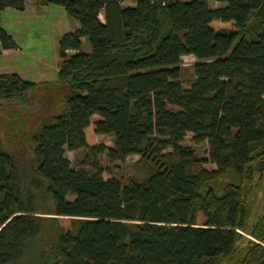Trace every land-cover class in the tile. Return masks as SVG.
Masks as SVG:
<instances>
[{
  "label": "trees",
  "instance_id": "16d2710c",
  "mask_svg": "<svg viewBox=\"0 0 264 264\" xmlns=\"http://www.w3.org/2000/svg\"><path fill=\"white\" fill-rule=\"evenodd\" d=\"M34 1L78 27L57 40L64 105L30 135L33 161L0 139V264H264L244 184L264 171V0ZM24 7L0 0V55L16 48L1 13ZM40 85L0 74V101ZM133 154L144 177H103Z\"/></svg>",
  "mask_w": 264,
  "mask_h": 264
},
{
  "label": "rangeland",
  "instance_id": "374dc122",
  "mask_svg": "<svg viewBox=\"0 0 264 264\" xmlns=\"http://www.w3.org/2000/svg\"><path fill=\"white\" fill-rule=\"evenodd\" d=\"M187 1V0H183ZM133 0L124 1L125 6H132ZM223 5L218 2L211 1L210 5L216 7ZM19 18V23L18 19ZM32 16H29L27 12H20L15 9H7L2 12V24L3 27L9 33H16L13 30V26L16 23L21 24L22 20H25L26 26L22 27L25 31L21 34L19 41H22L18 46L22 52L28 53L33 50L40 49L44 57H48L54 54L58 59L57 52V40L62 32H58L59 28H53L50 19H46L42 22V26L38 25L32 20ZM100 19L103 17L100 15ZM69 22H77L76 20L67 17ZM71 24V23H70ZM69 24V25H70ZM64 25V24H63ZM62 25V27H63ZM70 27V26H69ZM64 28V27H63ZM16 35V34H15ZM82 50L89 51L86 39L83 40ZM54 44V45H53ZM53 48V49H52ZM74 53L75 51H71ZM196 58L193 55L182 56V66L191 67L194 64ZM55 79H57L56 71L54 73ZM40 85L37 88L29 91L25 101L5 100L1 99L0 105V139L1 143L9 153L14 157L19 168L28 166L33 161V144L30 141V135L37 127L54 114L60 112L64 105L63 96L65 90L60 84L52 85L50 83ZM99 119L98 115L91 117V122ZM192 134L187 133L184 137L183 144L190 145L195 149V152L202 158H206L208 151L207 141L200 144H194L191 140ZM94 143L101 142L108 147L112 146V137L107 134H98L92 136ZM85 149L67 150L65 149V157L70 161L71 166L76 167L77 162L83 157ZM139 155H129L123 163H119L116 168H112L110 173H104L105 179L111 176L121 177L125 183L130 179L142 178L145 175L142 164L138 161ZM207 166H211L208 164ZM245 188L248 192L245 194V201L247 202L248 210L250 213V222H253L262 213L264 208V171L261 173H255L253 179L245 181ZM72 198V197H69ZM227 263V261H226Z\"/></svg>",
  "mask_w": 264,
  "mask_h": 264
},
{
  "label": "crops",
  "instance_id": "0c3cea01",
  "mask_svg": "<svg viewBox=\"0 0 264 264\" xmlns=\"http://www.w3.org/2000/svg\"><path fill=\"white\" fill-rule=\"evenodd\" d=\"M123 4L124 2L122 3V5ZM7 9L12 8H6L3 13ZM20 12H27L29 16L33 17L32 20L40 26H42V22L47 17L48 19H50L53 28H59L58 32L63 31V33H66L78 27V22H69V20H67L68 16L66 15L64 9L57 5H36L34 0H25L24 10ZM100 15H102L103 17V14L99 13V18ZM17 19L19 23V18L17 17ZM24 21L25 20H22L21 24L16 23L15 26H13V30L16 32L13 34L9 33L3 27L1 20V26L12 37L16 44V48L2 50V53L0 55V74L15 73L21 79L38 83V85H46L48 83L52 85H57L58 82L57 79H55L54 77V73L56 71L57 76L58 59L55 57L54 54H51L48 57H44L40 49L25 53L22 52V50L19 48L18 45L22 42L19 41L21 38V34L25 33V31L22 30L23 26L21 25L26 26V23L28 22ZM62 25L64 28L62 27ZM63 33H61V35ZM83 40L85 39L82 38V42H84Z\"/></svg>",
  "mask_w": 264,
  "mask_h": 264
}]
</instances>
